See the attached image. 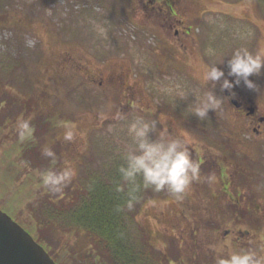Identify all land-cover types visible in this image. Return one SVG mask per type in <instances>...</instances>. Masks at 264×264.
I'll use <instances>...</instances> for the list:
<instances>
[{
    "label": "rangeland",
    "instance_id": "374dc122",
    "mask_svg": "<svg viewBox=\"0 0 264 264\" xmlns=\"http://www.w3.org/2000/svg\"><path fill=\"white\" fill-rule=\"evenodd\" d=\"M169 4L0 0V203L14 207L15 219L25 221L60 264H87L78 252H98L101 241L109 264H154L146 246L162 250L164 264H193L202 253L217 256L221 247L223 255L253 251L264 261V146L234 142L248 129L218 109L202 120L191 111L193 93L210 90L201 79L206 66L224 60L218 66L227 74L236 49L264 55V0H174L176 16ZM250 79L255 89L243 82L236 88L264 109V69ZM21 116L30 118L34 133L40 116L57 121L39 130L40 150L54 153L55 171L74 169L69 185L81 188L76 203L58 202L65 212L51 224L43 222L44 210L30 211L34 198L22 190L26 177L39 171L20 151ZM137 117L191 140L200 179L182 200L144 189L137 177L138 201L128 209L131 185L119 168L132 146L127 127ZM239 154L247 156L240 164L246 176L237 169ZM220 176L230 180L227 190ZM11 178L15 186L8 188Z\"/></svg>",
    "mask_w": 264,
    "mask_h": 264
},
{
    "label": "clouds",
    "instance_id": "9594fccd",
    "mask_svg": "<svg viewBox=\"0 0 264 264\" xmlns=\"http://www.w3.org/2000/svg\"><path fill=\"white\" fill-rule=\"evenodd\" d=\"M98 31L104 34L102 27L98 26ZM224 62L223 60L208 65L202 72V83L208 86L211 84V87L203 94L193 93L191 111L198 119H205L210 111L216 112L227 99L214 92L216 85H219L222 92L232 95H235L233 90L241 82L248 89H255L256 85L250 77L264 69V55L253 54L246 48L236 49L229 57L227 74L223 67L218 66ZM181 97L184 98L183 93ZM16 131L19 140L23 142L33 137L35 129L30 118L21 116L17 120ZM127 132L132 146L126 148L125 164L120 166L119 172L121 178L131 185L128 192V209L131 210L138 201L136 193L140 191L141 184L137 183V177L142 178L144 189L152 188L156 192L167 190L176 199L182 200L191 183L200 179V165L193 159L189 148L191 140L187 137H173L166 128L158 130L156 121H146L141 117L135 118L128 125ZM72 138L71 132L65 136L67 140ZM44 155L55 158L51 150H46ZM75 174V170L70 166L60 171L46 170L40 174V184L49 192L60 193ZM117 191H123V187L117 186ZM216 251V264H262L253 251H229L227 256L223 255V247Z\"/></svg>",
    "mask_w": 264,
    "mask_h": 264
},
{
    "label": "trees",
    "instance_id": "16d2710c",
    "mask_svg": "<svg viewBox=\"0 0 264 264\" xmlns=\"http://www.w3.org/2000/svg\"><path fill=\"white\" fill-rule=\"evenodd\" d=\"M40 118H41V120H40L41 124H37L35 121L37 133H34V135L31 139H26L23 142L22 149L20 150L22 152V154H24L23 156H25L24 159H27L28 161H31L33 163L34 169L36 166V168H37L36 170L39 171V174H38V176L36 175L34 177V179L30 178V176H27L26 179L24 180L23 184H22L23 185L22 190L25 191L27 194L30 193L31 198H34L33 201H34L35 205H34V207H32V209H30V211L35 213L37 209L38 210L39 209L44 210L47 215L44 216V218H46V219H43V222H46V224H49V223L51 224L55 221H59L60 217L63 216V214L65 212L64 208L62 206L61 207L58 206V202L60 200H67L69 203H73V204L76 203L77 199H78L76 193L79 190H81V188L78 187L76 190H74L73 185H75V184L71 183L70 185L68 184L66 187H64L60 193H52V192L47 191L46 189H44L41 186V184H40L41 172L46 171V170H54V168H56L58 166L59 161L56 158L45 156L44 152L40 150L42 145H44V144L39 143V141H38L39 139H37L38 134H39V130L41 131L43 129H48L51 126H53L55 124V122H57V121L50 119L49 116H40ZM0 128H1V125H0ZM35 131H36V129H35ZM18 149H19V147H18ZM20 151H19V153H20ZM33 156H34V159L32 158ZM47 161H49V162L47 163ZM42 164H44L43 167H42ZM14 165H15L14 162H11L9 168L10 169L12 168L15 172L16 168ZM21 172L22 171L19 170V177L21 175ZM207 173L209 174V172H207ZM14 176H16V174ZM14 183H15L14 179L11 178V180H9L7 182L8 188L15 186ZM227 183H229V182H227ZM91 184L96 186V188H94V190L97 193L99 190L98 185L96 184L95 181L91 182ZM31 185H33L32 188H31ZM92 196H93L92 199L97 197V195H92ZM217 199H218V197H217ZM2 204L3 203H0V207L3 208L4 210H6L8 213H10L15 218V216L13 214V212H14L13 208L14 207L8 206V205L3 206ZM233 204L234 203H231L230 206L232 207V211H235ZM92 207L94 208V206H92ZM92 207H90V210H92ZM25 223L26 222L24 221L21 224L27 230H29L28 226ZM107 224H110V220H107ZM110 234L113 235L114 233H110ZM89 236L94 238L95 237L94 232L90 231ZM107 247H108V245L106 246V243L101 241V247L100 248L103 250L99 249L98 252H95V250L88 251V252L81 250L78 253L81 256V259L85 260L87 264H109V260H107L109 254L107 255V259L105 257L106 253L104 254V250ZM145 250H146V253H148V255L151 256L154 264H164V261H163V258H164L163 255L164 254H163L162 250L157 249L153 246H151V247L146 246ZM208 252L202 253L199 256V258H194L193 264H216V257L217 256L214 255L213 253L209 254ZM238 252H240V251H238ZM227 255L228 254H226L225 256H227ZM256 256L258 259H260L262 261L261 257L258 255V253H256ZM112 260H113V258H112ZM81 264H83V263H81ZM262 264H264V261H262Z\"/></svg>",
    "mask_w": 264,
    "mask_h": 264
},
{
    "label": "water",
    "instance_id": "95a60500",
    "mask_svg": "<svg viewBox=\"0 0 264 264\" xmlns=\"http://www.w3.org/2000/svg\"><path fill=\"white\" fill-rule=\"evenodd\" d=\"M0 264H58L34 236L0 208Z\"/></svg>",
    "mask_w": 264,
    "mask_h": 264
},
{
    "label": "flooded vegetation",
    "instance_id": "af4514ba",
    "mask_svg": "<svg viewBox=\"0 0 264 264\" xmlns=\"http://www.w3.org/2000/svg\"><path fill=\"white\" fill-rule=\"evenodd\" d=\"M173 1L174 0H168L171 10L177 13L173 6ZM218 90L220 96L222 98L226 97L227 99L223 101L225 106L218 108L219 111H217V113L220 112L218 114L221 116L224 115L225 118L228 119V122H230L232 118L235 125L244 126L248 129L244 133L240 131L237 132L236 136L233 137L234 142H240L245 146L248 144L252 148L258 145L264 146V109L261 108L251 96L247 95L246 90L235 87L233 90L235 95L222 92L220 88Z\"/></svg>",
    "mask_w": 264,
    "mask_h": 264
}]
</instances>
